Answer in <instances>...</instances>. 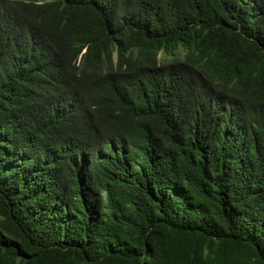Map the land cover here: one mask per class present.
I'll list each match as a JSON object with an SVG mask.
<instances>
[{
	"label": "trees",
	"instance_id": "trees-1",
	"mask_svg": "<svg viewBox=\"0 0 264 264\" xmlns=\"http://www.w3.org/2000/svg\"><path fill=\"white\" fill-rule=\"evenodd\" d=\"M0 264H264V0H0Z\"/></svg>",
	"mask_w": 264,
	"mask_h": 264
},
{
	"label": "rangeland",
	"instance_id": "rangeland-1",
	"mask_svg": "<svg viewBox=\"0 0 264 264\" xmlns=\"http://www.w3.org/2000/svg\"><path fill=\"white\" fill-rule=\"evenodd\" d=\"M184 50L182 48H177L172 55H166L163 52H159L157 54V60L159 63L169 61L171 59H181L182 56L184 55Z\"/></svg>",
	"mask_w": 264,
	"mask_h": 264
}]
</instances>
